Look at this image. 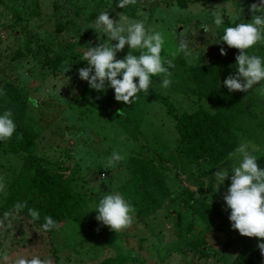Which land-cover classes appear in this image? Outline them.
Masks as SVG:
<instances>
[{"label": "rangeland", "instance_id": "1", "mask_svg": "<svg viewBox=\"0 0 264 264\" xmlns=\"http://www.w3.org/2000/svg\"><path fill=\"white\" fill-rule=\"evenodd\" d=\"M176 1L134 0L117 8L116 0H0V111L9 110V93L14 89L35 101L27 104L23 122L39 133L36 154L70 179L82 197L77 215L91 225L81 231L66 219L48 232L21 212L4 211L1 206L24 155L9 153L2 141L0 181L5 188L0 193V264L32 255L47 264H98L106 258L113 259V264H230L233 260L245 236L230 228L222 199L229 180L226 177L215 190L214 171L237 166L236 149L242 143L257 157V167H264V88L258 84L246 92L233 91L240 99L232 120L238 145L222 163L211 167L204 159L186 157L174 121L159 102L130 104L120 117L97 105L86 81L77 75L86 63L81 61L83 51L105 39L94 23L100 12L107 11L114 20L120 15L143 19L147 28L162 33L161 56L173 65L167 89L160 86L161 77H152L154 91L166 97L177 113L199 107L211 110L206 83L199 88L188 69L228 55V47L222 41L216 43L222 28L212 24L213 12L223 14L224 26L248 22L258 15L249 11V5L258 0H184V6ZM174 5L183 13L173 14ZM180 39L192 50L190 57L177 51ZM220 48H224L223 56ZM127 51L125 45L116 58H123ZM248 51L264 58V44ZM113 151L124 159L109 168L106 160ZM132 156L158 166L170 195L149 216L138 218L133 211L131 223L112 232L95 220L93 209L105 194L123 196L120 189L129 177L126 162ZM190 194L198 200L191 201ZM104 233H109L108 241ZM253 239L257 245V238ZM253 264H264L258 248Z\"/></svg>", "mask_w": 264, "mask_h": 264}, {"label": "clouds", "instance_id": "2", "mask_svg": "<svg viewBox=\"0 0 264 264\" xmlns=\"http://www.w3.org/2000/svg\"><path fill=\"white\" fill-rule=\"evenodd\" d=\"M132 3L134 0H116V7L125 8ZM170 11L173 14L183 13L175 5ZM249 11L258 15H252L248 22H232L230 26H224L221 12H213L212 24L222 28L216 43L222 41L228 48L238 50L234 57V74H229L223 80V86L229 93L234 90L246 92L258 84L264 88V58L248 51L254 45L264 44V0L249 5ZM237 16L240 17V8ZM94 23L105 39L102 40L103 43L87 46L81 60L86 62L85 66L77 69L78 78L86 81L89 89L103 93L106 88H111L115 101L129 104L138 93H148L153 83L152 77H161L160 86L168 88L171 75L169 70L173 65L171 60H165L161 56L164 37L160 31L147 28L143 19H131L123 15L116 20L111 19L107 11L100 12ZM202 28L207 31L206 27ZM112 41L115 43H110ZM125 45L128 51L123 58L117 59L116 53ZM177 51L185 57L192 55V50L184 39L178 40ZM135 52L138 55H134ZM219 54H225L224 48H220ZM15 130L12 112L8 109L0 111V142L8 140ZM236 151L239 154L237 166L229 169L221 167L214 171L217 181L215 190L227 177L229 185L222 194V199L228 210L230 228L241 236L256 237V247L264 257V242H260L264 238V168L257 167V157L249 154L245 144H240ZM123 159L120 153L113 151L107 157L106 166L111 168ZM229 171L231 176H228ZM4 188V183L0 181V193ZM12 207L15 212H19L25 208V202L18 201ZM93 210L95 220L112 232L126 228L131 223L134 211L119 192L103 195ZM27 215L32 221L40 219L38 210L33 208H27ZM4 216H8V213H4ZM55 227L56 222L45 215L40 229L49 231ZM13 264H47V261L38 255L20 256Z\"/></svg>", "mask_w": 264, "mask_h": 264}, {"label": "trees", "instance_id": "3", "mask_svg": "<svg viewBox=\"0 0 264 264\" xmlns=\"http://www.w3.org/2000/svg\"><path fill=\"white\" fill-rule=\"evenodd\" d=\"M176 2L182 6L185 4L184 0ZM237 54V49L228 48L227 56L188 69L198 82L199 88L206 83V93L205 90L204 93L211 104V110L199 107L191 112L177 113L174 105L166 97L154 91L151 85L147 94L138 93L135 100L129 104L115 101L111 88H106L103 93L87 89L97 105L111 109L120 117H123L125 108L130 104L136 106L141 101L159 102L174 121L186 157L194 161L204 159L207 165L215 167L222 163L238 145L232 120L237 115L240 99L233 91L229 93L223 86L225 77L234 70V57ZM46 61L55 65V62L48 57ZM9 97L11 99L9 110L13 114L16 130L5 141L6 150L11 154L22 153L24 158L13 177L1 208L4 211L13 210L14 203L23 201L25 208L19 212L28 216L27 208L38 210L40 219L34 222L39 225L47 215L56 222V227L67 219L76 224L81 231L85 227L91 229V225L87 221H82L77 215L82 197L73 190L70 179H65L62 173L48 167L36 154V140L39 133L31 125L23 122L27 104L32 103V99L18 92L17 89L9 93ZM130 123L132 129L136 130V123L132 121ZM126 166L129 177L120 191L131 204L138 218L149 216L170 195L164 177L154 162L140 156L130 157ZM190 196L191 201L198 200L192 194ZM209 211L211 209L205 208V212ZM55 228L48 232H52ZM104 238L108 241L109 233H104ZM256 254L257 248L253 237H244L239 251L230 264H253ZM113 263V259L106 258L98 264Z\"/></svg>", "mask_w": 264, "mask_h": 264}]
</instances>
